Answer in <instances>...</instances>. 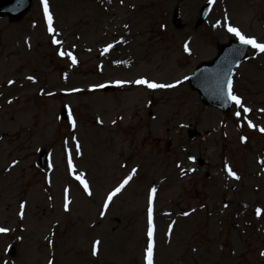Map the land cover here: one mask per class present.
Returning <instances> with one entry per match:
<instances>
[{
    "label": "rangeland",
    "instance_id": "rangeland-1",
    "mask_svg": "<svg viewBox=\"0 0 264 264\" xmlns=\"http://www.w3.org/2000/svg\"><path fill=\"white\" fill-rule=\"evenodd\" d=\"M206 1L47 0L59 45L41 0L17 21L0 16V227L9 229L0 233V264H146L153 188V264H264V53H248L234 76L255 130L239 127L240 106L222 114L182 82L228 39L225 17L264 43V0H214L198 23ZM140 78L180 83L149 89L133 83ZM103 83L109 89L96 87ZM63 104L67 122L58 115ZM186 126L200 136L188 138ZM40 149L48 154L44 168ZM237 158L242 175L234 179L224 165L234 170ZM128 174L132 180L105 209Z\"/></svg>",
    "mask_w": 264,
    "mask_h": 264
},
{
    "label": "snow or ice",
    "instance_id": "snow-or-ice-1",
    "mask_svg": "<svg viewBox=\"0 0 264 264\" xmlns=\"http://www.w3.org/2000/svg\"><path fill=\"white\" fill-rule=\"evenodd\" d=\"M214 2V0H208L209 5H211ZM41 4L43 5V10H44V18L47 21L48 24V32L51 35V42L55 45H59L61 44V41L59 39L56 38V35H54V28L52 27V16L49 12V8H48V3L47 0H41ZM221 24V22L218 20L216 21V24L213 25V27L219 26ZM225 26L227 28V31L229 33H231L236 39H238L239 43L242 45H249L251 46L252 49L260 52V53H264V43H258L257 40L254 37L251 36H247L245 34H243L238 28L231 26L230 24H227V17H225ZM112 47L111 44H108L107 46H105V48L103 49V52H108V50ZM185 51H188V47L187 45H185ZM60 56H67L72 64H76L77 60L75 58V56H73L72 52H63L60 51L57 53ZM28 80H33L32 76H28L27 77ZM185 79H187V77H185ZM9 84H12L13 81H8ZM116 83H121L120 81H117ZM133 83L138 84V85H145L147 88L149 89H164V88H173L176 85L175 84H169V83H156L153 81H149L146 80L144 78H140L137 79L135 81H133ZM180 81H176V84H179ZM96 87H103V85H97ZM73 91H79L78 89H73ZM227 99L229 101L234 102L236 105L240 106L241 108H243V112L244 113H248L250 111V109H248L247 107H244L242 102H241V98L237 95H235L232 91V81L231 79L228 80L227 82ZM234 115L237 118L241 117V113L239 111L235 112ZM71 120V118H70ZM74 122H73V127H74ZM248 126L249 127H253V125L251 124V122H248ZM260 131L264 132V129H260ZM73 139H75V137H73ZM241 140H244V137H241ZM76 152L77 154H79V145H76ZM17 163V161L13 160L12 161V165H15ZM11 167V165H10ZM225 170L227 171L228 176L234 178V179H239V177L236 175V173L231 170V168H229V166L227 164L224 165ZM68 168L71 171L73 168L72 165V160L71 157H69L68 159ZM136 170L133 169L132 172H135ZM183 174V172H182ZM83 173H80L79 175L76 176V179L80 182V184L83 186V190L88 193L89 195H91V192L89 191V187L88 184L86 183V181L84 179H82L83 177ZM131 179V175H129L128 177H125V179L111 192H109L107 194V198L104 201V208L107 209L109 202L112 200L113 196H115L117 193L120 192V190L129 182V180ZM67 192V189L65 190ZM156 192V189L153 188L150 190V194H149V198H148V208H147V246L145 248V256L144 259L146 261V264H153V249H154V240H153V234H154V225H153V208H152V194H154ZM226 206V205H225ZM21 209H23L24 204L22 203L20 205ZM65 210H68V201H67V197H65ZM104 213L101 212V215H103ZM184 216L189 215L188 212H184L182 213ZM261 214V209L257 208L256 209V215H260ZM169 229H171V225H169ZM9 229L7 228H3L0 227V233H6L8 232ZM99 243V241H96L93 243L92 245V254L96 255L97 252V244ZM261 256H264V252L260 253ZM6 264V262H5ZM51 264V262H50Z\"/></svg>",
    "mask_w": 264,
    "mask_h": 264
},
{
    "label": "water",
    "instance_id": "water-1",
    "mask_svg": "<svg viewBox=\"0 0 264 264\" xmlns=\"http://www.w3.org/2000/svg\"><path fill=\"white\" fill-rule=\"evenodd\" d=\"M28 5L29 0H0V15L8 13L11 17H19ZM224 62L231 65V61L219 58L211 67L198 68L194 80L198 83L197 89L203 102L226 110L228 108V102L224 97L226 80L223 70L220 69L224 68L222 66Z\"/></svg>",
    "mask_w": 264,
    "mask_h": 264
}]
</instances>
